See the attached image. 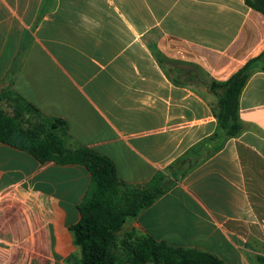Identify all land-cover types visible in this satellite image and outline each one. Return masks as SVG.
<instances>
[{"label":"crops","instance_id":"0c3cea01","mask_svg":"<svg viewBox=\"0 0 264 264\" xmlns=\"http://www.w3.org/2000/svg\"><path fill=\"white\" fill-rule=\"evenodd\" d=\"M263 50L264 14L245 0H0V94L65 120L66 145L109 157L129 184L171 174L121 233L225 264H264V71L241 93L242 133L226 140L209 82ZM90 186L84 165L0 143V264H77L71 227Z\"/></svg>","mask_w":264,"mask_h":264},{"label":"trees","instance_id":"16d2710c","mask_svg":"<svg viewBox=\"0 0 264 264\" xmlns=\"http://www.w3.org/2000/svg\"><path fill=\"white\" fill-rule=\"evenodd\" d=\"M245 1L264 14V0ZM159 60L164 68L170 63ZM172 70L186 72V81L202 80L206 75L195 66L174 64ZM257 70L264 71V50L227 80L211 79L209 82L211 91L219 97L214 108L220 129L218 136L225 140L239 136L244 129L240 119V96ZM172 79L181 82L178 78ZM2 96L12 110L0 108V143L24 150L41 163L84 165L91 174L88 195L80 206L81 218L71 227L74 244L82 254L77 264H225L221 258L205 250L176 247L136 232L121 233L129 219L137 217L170 190L174 182L171 174L159 171L146 183L129 184L119 177L109 157L84 146L68 147L65 120L43 115L31 102L9 89L4 90ZM259 259L264 261V256Z\"/></svg>","mask_w":264,"mask_h":264},{"label":"rangeland","instance_id":"374dc122","mask_svg":"<svg viewBox=\"0 0 264 264\" xmlns=\"http://www.w3.org/2000/svg\"><path fill=\"white\" fill-rule=\"evenodd\" d=\"M0 96H1V94H0ZM0 108L6 109L9 112L12 110V108L10 107V104L8 105V102L6 101L4 96L0 97Z\"/></svg>","mask_w":264,"mask_h":264}]
</instances>
